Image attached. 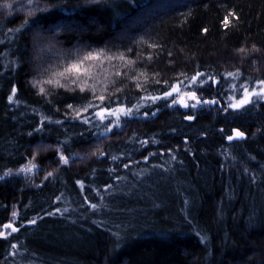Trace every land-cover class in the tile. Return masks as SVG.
Masks as SVG:
<instances>
[{
  "label": "trees",
  "instance_id": "trees-1",
  "mask_svg": "<svg viewBox=\"0 0 264 264\" xmlns=\"http://www.w3.org/2000/svg\"><path fill=\"white\" fill-rule=\"evenodd\" d=\"M260 80L264 0H0V264H264V98L229 107ZM93 88L131 113L83 123Z\"/></svg>",
  "mask_w": 264,
  "mask_h": 264
},
{
  "label": "snow or ice",
  "instance_id": "snow-or-ice-1",
  "mask_svg": "<svg viewBox=\"0 0 264 264\" xmlns=\"http://www.w3.org/2000/svg\"><path fill=\"white\" fill-rule=\"evenodd\" d=\"M28 3L31 4L32 0H28ZM27 23V22H26ZM225 24H227V19L225 20ZM53 39V37H46L44 35H42L39 31H37L33 37V44H34V48L37 49V55H36V59L39 61L42 59V54L45 51V47H44V42L47 41H51ZM49 47H51V44L49 43ZM241 51H243V49H241ZM103 55V53L100 52H87L86 54H83L82 57L78 54L77 58L75 60V62L73 63H69L67 64V66L64 67L63 71L57 72L55 73L56 76L60 77V78H64L65 80H68L69 78H71V84L72 85H76L80 87L81 91H85L86 87H88V80L87 79H83L84 77H88L90 75V71H91V67L92 65L89 64L88 67H85L87 62H94L97 61L98 59H100V57ZM121 59H123V57H120ZM111 59V58H110ZM39 69V65L37 66ZM48 70H45V72H47ZM117 75H120V73H117ZM230 77H234V78H238L239 77V73H228L227 74ZM204 76V73H200L197 72L194 76H192L191 78V82L192 83H207L206 80H202L200 78H202ZM209 80H212L213 83H216V80L214 77H209ZM41 83V81H35V84H39ZM42 83L44 84H53L55 83L56 85L60 86V80L59 79H48L45 81H42ZM184 81H179L177 85L172 86L171 91L165 92L163 94L162 97H152V99H167L168 97L172 96L173 93L178 92L180 90V85H183ZM234 89L237 87L236 85L232 86ZM239 88L242 90V97L234 104H229V107L235 109H239L241 108L243 105L251 103L253 98H264V80H260L257 82V84L255 86H251L249 87L246 84H242L239 85ZM16 89H13V93H15ZM39 91L41 93H44L46 90L44 87H40ZM93 100L94 101H99V103H94L92 101H90L86 106H84L82 108L81 111H77L76 112V118H82V122L85 124H89L92 122L93 119L99 118V120L101 122H103L105 119H107L108 116H116L117 112H120L124 115H128L131 113L132 109H127L125 110L122 106L119 107L116 110H113L109 107L104 106V103L106 101V97L104 95H99L96 96L95 95V89L93 88ZM184 95H187L189 97V99H193L196 100L197 104L199 103H204V104H211V103H216V101L212 100H204L201 101L194 92L191 93H185ZM12 96H9V101L12 100ZM177 101L173 100V104H175ZM181 103H183V96H181ZM171 106V105H169ZM184 107H188L189 105L184 103L183 104ZM69 109H73V105L69 104L67 106ZM191 107L195 108L196 104L191 105ZM92 109H96V111L92 112L90 110ZM87 114V115H84ZM154 114V113H153ZM187 119H192L191 116L187 117ZM56 123H60L59 121H56ZM107 131H111L110 128L106 127ZM235 131V130H234ZM235 136L236 137H242L243 133L239 132V131H235ZM229 140L233 139V137H228ZM43 150V149H41ZM115 159V158H114ZM60 161L64 164H67L69 162L68 158L66 156H64L63 154L60 155ZM32 168H35L36 165L32 164L31 166ZM125 167H127V165H125ZM24 171H31V168H26L24 169ZM49 176L52 175V173H48ZM92 207H95V205H92ZM16 214L13 213V216H15ZM29 223H35V221H30ZM4 229H11V232H16L19 229L14 227L12 223H7L3 225ZM8 235H10V233H8ZM0 238H6V234L4 231H0ZM13 248L16 247V245H12Z\"/></svg>",
  "mask_w": 264,
  "mask_h": 264
},
{
  "label": "rangeland",
  "instance_id": "rangeland-1",
  "mask_svg": "<svg viewBox=\"0 0 264 264\" xmlns=\"http://www.w3.org/2000/svg\"><path fill=\"white\" fill-rule=\"evenodd\" d=\"M189 97L188 96H183V103L180 102V105L183 106L184 103L189 104ZM32 162L24 164L20 169H18L15 173L16 175L24 176L26 178H31V176L35 173L37 170V166L35 168H32ZM26 168H31V171H24Z\"/></svg>",
  "mask_w": 264,
  "mask_h": 264
}]
</instances>
